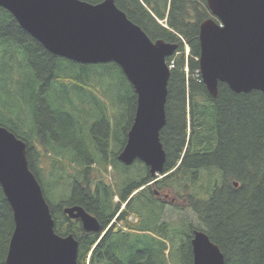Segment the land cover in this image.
Wrapping results in <instances>:
<instances>
[{
  "label": "trees",
  "instance_id": "16d2710c",
  "mask_svg": "<svg viewBox=\"0 0 264 264\" xmlns=\"http://www.w3.org/2000/svg\"><path fill=\"white\" fill-rule=\"evenodd\" d=\"M114 2L151 41L177 44L166 60L172 67L159 134L166 159L155 177L141 162L125 166L117 160L136 108L121 69L49 53L0 8V126L26 143L55 233L77 240L79 264H192L194 230L218 246L224 264H264V97L234 93L223 83L211 97L195 76L199 25L210 18L205 0ZM111 69L120 76L106 88L115 115L91 97ZM112 167L117 172H108ZM72 206L93 215L103 234L86 233L69 220L63 209ZM166 212L182 215L177 227L160 221ZM186 213L194 222L184 221ZM12 231L0 187V264Z\"/></svg>",
  "mask_w": 264,
  "mask_h": 264
},
{
  "label": "water",
  "instance_id": "95a60500",
  "mask_svg": "<svg viewBox=\"0 0 264 264\" xmlns=\"http://www.w3.org/2000/svg\"><path fill=\"white\" fill-rule=\"evenodd\" d=\"M205 1L210 18L199 25L198 66L207 93L216 97L223 83L234 93L257 91L264 97V0ZM0 8L49 53L82 65L114 63L121 69L136 95V108L117 160L125 166L139 161L151 177L162 174L166 155L159 134L166 123L170 75L166 60L177 44L151 41L114 0H0ZM26 148L0 126V187L13 217L5 264H79L77 240L54 231ZM63 214L84 232L103 234L82 207H65ZM190 244L192 264H224L218 246L203 231L194 230Z\"/></svg>",
  "mask_w": 264,
  "mask_h": 264
},
{
  "label": "rangeland",
  "instance_id": "374dc122",
  "mask_svg": "<svg viewBox=\"0 0 264 264\" xmlns=\"http://www.w3.org/2000/svg\"><path fill=\"white\" fill-rule=\"evenodd\" d=\"M160 23H162V22H160ZM185 55H188V48L186 47L185 48ZM115 77H117V78H119L120 76H119V72H118V70L117 69H111L107 74H102L101 75V80H102V84H101V86H99L98 87V90L97 91H95L94 93H91V97H93L96 101H98V102H100V101H102L103 103H105V105H107L106 106V110L108 111V113L111 115H115V110L112 108V106L110 105V99L108 98V96L111 98V94L106 90V88L108 87V86H110V84L109 83H111L112 81H111V79L112 78H114V79H116ZM111 81V82H110ZM121 96L124 98L125 97V99L129 96L128 95V91L126 90V89H124V90H122V93H121ZM90 110V109H89ZM125 112V111H124ZM122 115H124L123 113H122ZM124 118L126 119V116L124 115ZM119 121H121L120 119L118 120V122ZM120 136V139H119V143L121 144L122 143V141H123V136L120 134L119 135ZM118 147H119V145H118ZM114 169H116V167L114 166ZM115 172H117L116 170H114ZM114 171H113V167L112 168H110V169H108V172H110V173H114ZM133 171V169H130V172H132ZM107 172V173H108ZM104 175H106L107 177H108V174H105L104 173ZM111 176H112V174H110ZM108 179H109V181H111L112 179H111V177L109 176L108 177ZM55 192H56V190H55ZM56 194H57V192H56ZM55 193H54V196L56 195ZM53 196H51V198H52ZM160 198L163 200V196L161 195L160 196ZM118 200V198H117V196H115L114 197V201H117ZM54 201V200H53ZM180 203V202H179ZM121 208H123V207H121ZM178 214V213H177ZM177 214H176V212L175 213H173V214H170L169 212H166L165 214H164V217L160 220L161 222H163V221H165V222H168V223H170V225H172L173 227H177L178 226V216H177ZM178 215H181V214H178ZM186 218H184V221H186L187 222V224H189V222L190 221H193L194 222V219H192L191 217V214L190 213H186V214H183ZM182 216V215H181ZM129 220H131V221H135L136 220V215L135 214H133V213H131L130 215H129V218H128ZM177 223V224H176ZM177 225V226H176ZM122 226H124L123 224H122ZM118 230H121V228H119L118 227ZM176 249V247H174V250ZM177 253H178V249H177ZM175 257V256H174Z\"/></svg>",
  "mask_w": 264,
  "mask_h": 264
},
{
  "label": "built area",
  "instance_id": "2783aa9c",
  "mask_svg": "<svg viewBox=\"0 0 264 264\" xmlns=\"http://www.w3.org/2000/svg\"><path fill=\"white\" fill-rule=\"evenodd\" d=\"M199 76H200L199 72H196V77H199Z\"/></svg>",
  "mask_w": 264,
  "mask_h": 264
}]
</instances>
